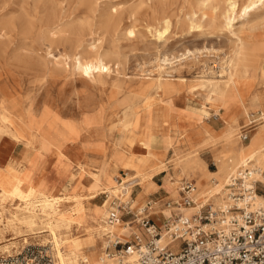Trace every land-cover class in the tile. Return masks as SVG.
I'll return each instance as SVG.
<instances>
[{
  "label": "bare ground",
  "instance_id": "bare-ground-1",
  "mask_svg": "<svg viewBox=\"0 0 264 264\" xmlns=\"http://www.w3.org/2000/svg\"><path fill=\"white\" fill-rule=\"evenodd\" d=\"M245 1L202 0L197 12L190 18L193 27H199V22L207 16L211 20L220 18L221 26L235 37L234 45L230 53L224 56L220 68L224 79L219 82L206 80L200 84L205 91L204 101L214 111L213 116H220L221 132L211 128L201 115L173 106L169 97L177 89L162 79V72H166L165 64L157 66V77L141 79L138 86L124 89L126 93L114 106L112 119H109L110 132L112 134V130L117 128L118 137L112 135L108 141L104 140L101 132L93 129L105 122L100 113H85L79 122L74 123L61 120L47 105L35 107L29 98L25 97L20 104H15L12 101L15 94L0 96V132L3 134L0 139L4 138L8 144L0 149V156L9 154L8 148L14 144L33 148L50 156L52 163H58V178H70L72 181L66 190L60 189L54 193L53 187L48 185L41 191V173L38 172L31 181H27L24 178L26 168L16 167V164L0 168L2 192L21 203L13 213L0 216V222L3 219L8 226H23L30 233L37 231L41 235L38 237L48 241L54 250L53 264H133L131 258L122 263L113 258H103L107 234L110 232L121 241H127L130 230L127 224L120 222L113 226L103 224L107 215V201L101 205L92 204L100 194L117 196L118 192L129 193V189L137 185L142 192L137 200H131L136 205L143 195L157 189L153 177L167 172L168 163L172 164L173 169H180L182 174L191 171L199 177L193 195L194 205L184 207L180 203L173 207L168 218L171 224L175 216L190 217L206 203L211 202L218 208L229 174H233L247 160L253 161L264 171V70L260 62L254 63L264 59L260 55L264 43L257 44L253 26L244 32L235 29L233 25L236 20L240 21L241 26L248 23L250 16L264 6V0ZM62 2L19 0L12 3L11 10L0 11V38L6 32H20L23 39L14 43L12 50L16 64L23 63L24 57L32 62L35 58L40 59L38 51L45 48L48 51L43 57L44 61L34 62L38 72L52 74L53 68L63 59L64 73L77 75L86 82L104 85L103 76L111 72V66L106 62L109 55L95 46L88 47L87 53H83L79 51L82 40L75 38L69 41L64 37L66 34L79 37L80 33H85L96 40L94 37H97V30L101 27L96 24V18L100 19L104 27L125 36L133 34L132 28L121 24L122 18L117 17L116 10L100 12L99 0H82V19L78 24L73 20L69 22V16L61 6ZM8 6L4 4L0 8ZM161 23L158 30L160 37L169 28L166 18ZM35 33L43 36L42 42H27ZM56 35H60V41L67 44L70 51L61 54L59 58L48 57L51 55L49 49L56 42ZM10 46L11 41H0V54H4ZM116 87L122 88L120 85ZM220 110L225 112L223 117L219 114ZM249 111H256L260 122L253 129L249 141L244 144L238 133L249 124ZM205 117V120L209 118L207 115ZM240 118L247 122L246 125L239 124ZM164 140L171 151L166 162L165 153L155 146L163 144ZM110 146L114 149H110ZM201 149L211 152L216 171L207 169L199 155ZM114 165L118 168L115 173L112 172ZM102 167L105 171L99 179ZM73 168L75 174L72 173ZM120 173L126 177L125 182L118 185L116 177ZM170 175L167 174L169 183ZM214 177L220 182L212 179ZM208 181L212 187L207 186ZM95 182L100 185L97 190L92 188ZM121 186L122 191L119 190ZM256 201L264 205L261 195H257ZM138 206H142L138 211L135 210L140 220L145 215L143 205ZM154 206L156 203H151V207ZM165 207L171 208V203H166ZM163 227L159 240L162 245L168 242L165 224Z\"/></svg>",
  "mask_w": 264,
  "mask_h": 264
},
{
  "label": "rangeland",
  "instance_id": "rangeland-1",
  "mask_svg": "<svg viewBox=\"0 0 264 264\" xmlns=\"http://www.w3.org/2000/svg\"><path fill=\"white\" fill-rule=\"evenodd\" d=\"M16 1L19 0H0V6L4 4L10 5L4 9L3 7L0 8V11L11 10L13 8L11 4ZM81 1L63 0L61 6L63 11L68 14L69 18L67 20L69 22L73 20L74 23L78 24L77 22L82 19L84 6ZM201 1L99 0L101 4L100 12L116 10L117 17L122 18L121 24L130 26L133 34L125 36L119 32H114L112 29L104 27L100 19L96 18V24L101 26L97 30V37H94L96 40H93L90 36H86L85 33H80L79 37L66 34L64 38L69 41L75 38L82 40L79 51H83V53H87L88 47L95 46L99 51L109 55L106 62L111 66V72L109 75L103 76L104 85L86 82L77 75L64 73L62 70L63 59H60V63L53 68L52 74H44L37 71L34 63L37 58H31L34 59V62H32L28 57H24L23 63L16 64L12 57L13 44L23 38L19 31L6 32L0 38V41H11V46L4 54H0V96L10 93L15 94L12 98L15 104H20L25 97L29 98L33 105H36L35 107L40 108L43 105H47L51 112L56 114L61 120L74 123L79 122L85 113H100L105 122L103 125L94 127L93 129L101 132L104 140L108 141L112 135L118 137L117 128H114L111 134L109 119H112L114 106L126 93L124 89L138 86L141 79L157 77V66L165 64L166 72H162V79L171 83L177 89L169 97L173 106L179 110H186L201 115L204 118V122L208 123L214 130L221 132L223 128L220 116H213L214 111L209 103L204 101L205 91L201 89L200 84L206 80L219 82L224 79L220 68L224 56L230 53L234 45L235 37L221 26L220 18L211 20L207 16L199 22V27L197 25L193 27L190 24V18L193 16V13L197 12L196 9ZM245 2V0H239V3ZM129 12H132V14L130 15ZM164 18L169 21V28L160 37L158 30H160L161 22ZM233 25L235 29H240L244 32L247 31L248 27L253 26L254 34L258 39L257 44L260 42L264 43V6L250 16L248 23L241 26L240 21L236 20ZM59 37L60 35H56V42L49 49L51 55L48 57L59 58L61 54H66L70 51L68 45L60 41ZM42 40L43 36L35 33L27 39V42H42ZM35 47L38 48L37 46ZM46 51L48 50L45 48L38 51L41 57L37 61H44L43 57L46 56ZM260 55L264 56V50ZM85 56L89 55L85 54ZM164 59L167 61L164 62ZM258 62H260V66L264 70V59L254 61L255 64ZM117 85H120L122 88L117 89ZM221 113L224 114L223 110L219 111V114ZM222 114L221 116L223 117ZM206 115L209 117L207 120H205ZM243 121L239 120V124L246 125L247 122ZM259 122V114L256 111H249V124L241 131L248 128L254 129ZM252 133H250V136ZM240 134L239 132L238 135ZM2 135V132H0V138ZM158 137L161 136L158 135ZM166 143L167 141L164 140L163 144L158 143L155 145L165 153V162L171 156L170 147ZM14 145L16 149L10 156L8 154L6 158H4V155L3 157L0 156V168H7L9 165L16 164V167L30 169L33 174L37 172L41 173L43 176L41 191H44L56 173V167L52 165L50 156L30 147ZM110 149H114V147L110 146ZM199 155L206 163L209 171H216V165L212 161L211 152L208 149H201ZM167 167V172L156 174L153 177L154 183L158 186L154 196L160 200L154 207L162 204L161 210L165 208L164 203H171V208L176 207L180 203L183 204L182 185L184 182H192L196 185V180L199 179L191 171L182 174L180 169H173L171 163H168ZM75 172L73 168L72 173L75 174ZM166 174H171L169 177L170 183L174 186V191H177L169 199L166 198L169 196V189L162 186V181ZM261 177L263 176L256 175V178L262 182L258 186V195L264 198V177ZM212 179L220 182L216 177ZM116 181L118 185L122 182L124 183L125 175L116 177ZM71 182L70 178L63 180L60 183L61 189L66 190ZM172 182L177 183V185ZM225 185L223 193L226 190ZM207 186L212 187L210 181L207 182ZM138 189V186H132L129 189V193H125L122 191L121 186L119 190L123 193L118 192L117 196H108V193L100 194L92 201V204L101 205L107 201L106 208L108 213L110 209L118 208L121 201L128 200L130 209L135 210L136 208L138 210L142 206H135L131 203ZM223 199L224 195L221 201H224ZM211 204L213 205V203ZM18 205H21V203L17 199L5 195L0 188V216L5 217L13 213L17 210ZM167 218L162 216V222H165ZM131 220L130 217L123 216L120 223L130 222ZM154 220L152 219V222H155ZM132 222V226L137 228L136 233L143 234V230L136 223L134 224L135 221ZM163 229L164 227H162ZM36 232L30 233L25 231V227L23 226H8L5 220L2 219L0 222V261L9 257L22 255L29 260H40V262L44 263L50 260L51 264H53L54 250H52V246L48 241H43L38 237L41 235ZM23 238L26 239L25 242ZM106 240L107 237L105 242ZM41 257L43 258L40 259Z\"/></svg>",
  "mask_w": 264,
  "mask_h": 264
},
{
  "label": "built area",
  "instance_id": "built-area-1",
  "mask_svg": "<svg viewBox=\"0 0 264 264\" xmlns=\"http://www.w3.org/2000/svg\"><path fill=\"white\" fill-rule=\"evenodd\" d=\"M252 131L251 128L241 131L240 140L248 142ZM256 175L264 177V171L247 160L228 176L224 201L218 208L206 203L190 217L176 216L171 224L165 216L168 242L164 245L159 242L160 227L149 217H142L136 223L143 234L133 232L127 241L109 232L103 258H115L118 263L131 258L133 264H264V205L256 201L262 182ZM195 188L192 182L182 185L184 207L194 205ZM119 204L108 212L106 225L118 224L123 216L136 217L128 200ZM36 262L51 264L50 260L44 263L22 255L2 259L0 264Z\"/></svg>",
  "mask_w": 264,
  "mask_h": 264
},
{
  "label": "crops",
  "instance_id": "crops-1",
  "mask_svg": "<svg viewBox=\"0 0 264 264\" xmlns=\"http://www.w3.org/2000/svg\"><path fill=\"white\" fill-rule=\"evenodd\" d=\"M223 113L224 114H222V115H225V112L223 111ZM240 120H242V118H240ZM210 126V125H209ZM212 128V127H211ZM253 132V131H252ZM241 133V132H240ZM250 138V137H249ZM241 141V140H240ZM242 142V141H241ZM243 143V142H242ZM3 146H8V144H6L5 142H4V138H3V140L2 139H0V149L1 148H3L4 149V147ZM9 154H8V156H10V154H12V152H14L15 151V149H16V147H15V145H13V146H9ZM160 150V149H159ZM7 152H8V150H7ZM4 155V154H3ZM7 156V155H6ZM6 156L4 157V158H6ZM52 165L53 166H55L56 167V173H55V175H54V177L52 178V180L49 182V184L48 185H51L52 187H53V192L54 193H56L58 190H60L61 189V187H60V183L64 180V179H60V178H58L57 177V170H58V163L57 162H53L52 163ZM141 167H142V165H141ZM105 168L104 167H102L101 168V170H100V173H99V179H101L102 177H103V174H104V170ZM118 170V168H117V166L116 165H114L113 166V168H112V172L113 173H115L116 171ZM121 169H119V171H120ZM38 173V172H37ZM36 173V174H37ZM24 178L27 180V181H31L35 176H36V174H33V172L30 170V169H28V168H26L25 169V171H24ZM122 175H124V174H122ZM122 175H120V176H122ZM29 176V177H28ZM49 177H52V176H49ZM126 177V176H125ZM154 182V181H153ZM42 185H43V179L41 180V182H40V185H39V187L41 188L42 187ZM47 185V186H48ZM133 186H137V185H133ZM162 186H164V187H166L167 189H169V196L168 197H166L167 199H169V198H171V196H172V194L175 192L174 191V186L172 185V184H170L168 181H167V174L165 175V177H164V179H163V181H162ZM161 186V187H162ZM94 190H97V189H99L100 188V185H99V182H95L94 183V185H93V187H92ZM139 188V187H138ZM158 188V187H157ZM142 191H141V189L139 188L138 189V191H137V193H136V195H135V198L134 199H132V201H135V200H137V198H138V196H139V194L141 193ZM156 192L157 191H151L150 193H148V194H145V195H143L140 199H139V202L135 205V206H138L139 204H141V205H143V207L144 206H146V205H148V207H147V209H145V211H144V215H145V217H149L150 219H151V221H152V219H155L154 221V223L156 224V225H158L159 227H160V229L164 226V224H165V222L163 223L162 222V216H166V217H168L169 218V216H170V214H171V211H172V209L173 208H164L163 210H161L160 208L162 207V204L161 205H159L158 207H154V208H152L151 207V203H158L160 200L158 199V198H155V194H156ZM168 195V194H167ZM164 204H166V203H164ZM135 215H136V217L135 218H132V220L130 221V222H121V224H127L128 226H129V239H130V234L131 233H136L137 231V228H134L133 226H132V224H133V222L132 221H135L134 222V224L135 223H137L138 221H139V217H137V213L138 212H136V211H138L136 208H135V210L134 209H130ZM108 214V213H107ZM106 218V217H105ZM160 223V224H159ZM103 224L104 225H106V223H105V220H104V222H103ZM141 234V233H140Z\"/></svg>",
  "mask_w": 264,
  "mask_h": 264
}]
</instances>
